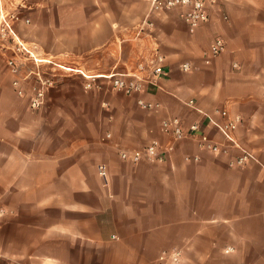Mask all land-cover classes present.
I'll use <instances>...</instances> for the list:
<instances>
[{
    "label": "crops",
    "instance_id": "0c3cea01",
    "mask_svg": "<svg viewBox=\"0 0 264 264\" xmlns=\"http://www.w3.org/2000/svg\"><path fill=\"white\" fill-rule=\"evenodd\" d=\"M10 3L16 10L0 7L19 15L21 38L23 26L44 31L29 41L101 86L67 73L33 110L0 58V264H159L170 249L180 264H264V0H206L208 20L193 31L178 9L147 0ZM217 35L225 49L206 63ZM156 54L164 75L147 67L141 91H117L104 77ZM222 109L238 117L236 144L210 120ZM171 117L197 123L226 151L173 138L162 127ZM154 139L161 160L120 156ZM243 151L251 157L233 163Z\"/></svg>",
    "mask_w": 264,
    "mask_h": 264
},
{
    "label": "built area",
    "instance_id": "2783aa9c",
    "mask_svg": "<svg viewBox=\"0 0 264 264\" xmlns=\"http://www.w3.org/2000/svg\"><path fill=\"white\" fill-rule=\"evenodd\" d=\"M153 10L160 11L176 8L184 23L190 31L195 30L198 26L208 20V10L206 0H147ZM1 2V0H0ZM0 11V50L9 48L13 55L5 56V64L9 74L12 77L11 83L17 95L24 97L29 108L37 110L42 107L45 102L46 93L55 87L57 77L61 75L59 70L65 73H80L84 78V87H99V76L96 74H86L83 70L74 64H65L56 60L53 55H40L38 45L34 42H26L20 39L14 29V22L20 17L14 11ZM26 22L28 20H25ZM10 40V41H8ZM7 42V43H5ZM10 42V43H9ZM225 49V43L221 36L217 35L213 38L208 48L204 51V61L209 63L210 60L219 55ZM163 57L156 54L148 62L141 61L137 64L136 70L122 73H110L104 77L108 80L112 89L130 94L143 89L144 77L142 72L148 67L153 77L164 75L162 69ZM31 64L26 66V63ZM183 70L191 69L188 62L182 64ZM28 78L34 81L32 84L26 82ZM140 106L144 109H155L159 106L156 102H148L142 99L138 100ZM188 104H193L190 99ZM220 117V121L210 118L211 122L216 126L220 133L228 141L235 143L232 132L236 128L238 117L229 116L226 110L215 111ZM162 127L165 132L169 133L173 138L197 137L199 144L210 151H226L225 147L210 141L204 134L199 133L197 123H191L187 127L183 126L178 117H171L162 121ZM160 143L158 140H152L149 144L142 148L132 150H122L120 156L131 162L140 160H161ZM251 157V154L243 151L233 163L241 165ZM98 172L106 178L107 172L104 164L98 165ZM231 249L226 248V252ZM182 260L181 251L179 249L163 250L158 256L159 264H180Z\"/></svg>",
    "mask_w": 264,
    "mask_h": 264
},
{
    "label": "rangeland",
    "instance_id": "374dc122",
    "mask_svg": "<svg viewBox=\"0 0 264 264\" xmlns=\"http://www.w3.org/2000/svg\"><path fill=\"white\" fill-rule=\"evenodd\" d=\"M2 1V5L4 6H6V7H8V9L9 10H16L15 9V7H13V5L10 3V0H1ZM21 32H20V34L22 35V37L23 38H21L18 34V37L20 38V39H22L23 41H26V42H34V43H36L37 45H38V50L40 51V55H46L47 54V52L45 51V50H43L42 48H41V46L36 42V41H29V40H31V36H37V37H39L40 39H44L45 38V36H46V34H45V32L44 31H39V32H36V31H31V30H29V26H23V29L22 30H20ZM8 41H10V40H8ZM5 43H7V42H5ZM10 43V42H9ZM13 51L11 50V49H9V48H3V49H1L0 50V58H1V60H3V62H5L4 61V59H5V56H7V55H13ZM57 61H59V62H61V63H64L63 61H61V60H58V59H56ZM65 64H68V63H65ZM69 64H71V63H69ZM6 65V64H5ZM31 64H29L28 62L26 63V66H30ZM6 67V66H5ZM6 70H7V67H6ZM7 72H8V70H7ZM59 72L61 73V75L60 76H58L57 77V79L59 78V77H61V76H64L65 74H67V73H65V71H63V70H59ZM9 73V72H8ZM71 78H74V81H75V85H76V91H78V87L80 86L81 87V78H79V77H77V75H71ZM33 79L32 78H28L27 79V81L26 82H29V84H32L33 83ZM57 82H58V80H57ZM47 94V93H46ZM46 97H47V95H46ZM46 97H45V99H46ZM62 97L60 96V99H61ZM46 102H47V100H45ZM45 103V102H44ZM46 113V112H45Z\"/></svg>",
    "mask_w": 264,
    "mask_h": 264
}]
</instances>
